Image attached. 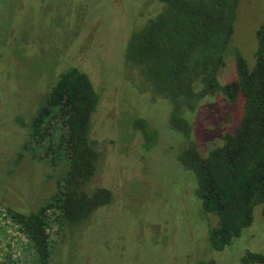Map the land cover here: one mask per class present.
Instances as JSON below:
<instances>
[{"label": "rangeland", "instance_id": "374dc122", "mask_svg": "<svg viewBox=\"0 0 264 264\" xmlns=\"http://www.w3.org/2000/svg\"><path fill=\"white\" fill-rule=\"evenodd\" d=\"M163 8L159 0H0V264H38L5 207L25 216L39 211L67 164L42 160L18 118L31 122L71 67L86 73L100 95L91 133L102 152L94 185L110 189L114 200L83 225L52 223L50 264H261L244 258L264 256L262 206L232 246L215 251L209 237L219 218L204 210L195 174L178 158L190 145L203 157L223 146L241 122L244 98L208 96L186 111L193 128L187 140L170 125V100L126 62L132 33ZM263 18L264 0H239L222 85L237 78L236 48L253 68ZM137 118L157 131L152 149L133 127Z\"/></svg>", "mask_w": 264, "mask_h": 264}, {"label": "trees", "instance_id": "16d2710c", "mask_svg": "<svg viewBox=\"0 0 264 264\" xmlns=\"http://www.w3.org/2000/svg\"><path fill=\"white\" fill-rule=\"evenodd\" d=\"M159 1L163 10L132 33L125 57L153 93L170 100L172 129L190 140L193 128L184 113L195 111L208 96L222 94L231 103L240 96L245 100L241 122L226 135L223 146L203 157L190 145L178 157L195 174L204 210L219 218L209 239L212 248L222 252L252 225L257 206L264 215V18L256 32L253 68L236 48L237 78L222 85L219 74L235 33L239 0ZM99 103L89 76L71 67L60 74L31 122L26 125L18 118L28 130L29 144L41 147L42 160L55 167L67 164L57 192L39 211L25 216L5 207V218L11 217L28 237L38 264L51 262L52 223L83 225L95 211L113 203L110 189L94 185L102 160L99 142L91 134ZM133 124L147 149L157 145V131L145 119ZM244 261L263 263L264 257L248 253Z\"/></svg>", "mask_w": 264, "mask_h": 264}, {"label": "flooded vegetation", "instance_id": "af4514ba", "mask_svg": "<svg viewBox=\"0 0 264 264\" xmlns=\"http://www.w3.org/2000/svg\"><path fill=\"white\" fill-rule=\"evenodd\" d=\"M236 128H237V127H236ZM236 128H235V129H236ZM233 132H234V131H233ZM233 132H231V133H233ZM262 256H263V255H262ZM263 257H264V256H263ZM256 263H257V262H256ZM258 263H259V262H258ZM261 264H264V262H263V263L261 262Z\"/></svg>", "mask_w": 264, "mask_h": 264}]
</instances>
